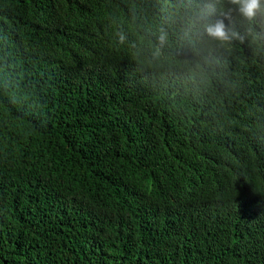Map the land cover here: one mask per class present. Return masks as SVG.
<instances>
[{"label": "trees", "instance_id": "trees-1", "mask_svg": "<svg viewBox=\"0 0 264 264\" xmlns=\"http://www.w3.org/2000/svg\"><path fill=\"white\" fill-rule=\"evenodd\" d=\"M235 8L0 0V264H264V13Z\"/></svg>", "mask_w": 264, "mask_h": 264}, {"label": "clouds", "instance_id": "clouds-1", "mask_svg": "<svg viewBox=\"0 0 264 264\" xmlns=\"http://www.w3.org/2000/svg\"><path fill=\"white\" fill-rule=\"evenodd\" d=\"M217 2H219V0H217ZM229 3L236 6L235 10L239 15L249 21L254 20L258 13H264V3H262V0H229ZM215 10L214 4L207 5V12L204 13V16L214 14ZM232 11L233 9L229 8L228 11L220 14L223 19H216L205 25V33L211 40L219 43H226L231 39L224 20L230 18ZM165 38V35L160 37L162 42Z\"/></svg>", "mask_w": 264, "mask_h": 264}]
</instances>
